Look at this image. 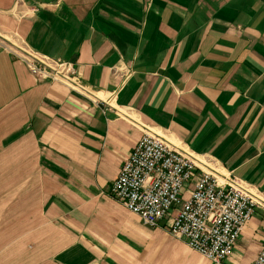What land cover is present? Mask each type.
I'll list each match as a JSON object with an SVG mask.
<instances>
[{"label":"crops","instance_id":"1","mask_svg":"<svg viewBox=\"0 0 264 264\" xmlns=\"http://www.w3.org/2000/svg\"><path fill=\"white\" fill-rule=\"evenodd\" d=\"M0 37L73 62L81 87L0 47V264H213L171 235L175 211L147 227L109 194L145 129L257 197L220 264L254 261L264 0H0Z\"/></svg>","mask_w":264,"mask_h":264},{"label":"built area","instance_id":"2","mask_svg":"<svg viewBox=\"0 0 264 264\" xmlns=\"http://www.w3.org/2000/svg\"><path fill=\"white\" fill-rule=\"evenodd\" d=\"M4 41L0 37V47L17 54L38 79L57 81L81 92L73 62L47 58ZM112 101L113 97L98 103L113 110ZM142 134L121 164L109 194L147 227L160 225L175 211L171 235L213 264H220L232 254L258 206L257 197L234 177L219 176L209 158L200 160L149 130ZM251 264H264V240Z\"/></svg>","mask_w":264,"mask_h":264}]
</instances>
